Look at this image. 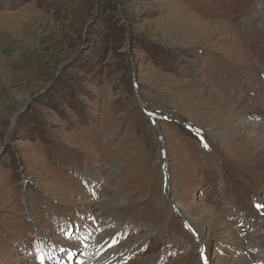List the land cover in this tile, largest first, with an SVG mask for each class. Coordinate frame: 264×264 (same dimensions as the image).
Segmentation results:
<instances>
[{
    "label": "rangeland",
    "instance_id": "obj_1",
    "mask_svg": "<svg viewBox=\"0 0 264 264\" xmlns=\"http://www.w3.org/2000/svg\"><path fill=\"white\" fill-rule=\"evenodd\" d=\"M263 47L264 0H0V264H262Z\"/></svg>",
    "mask_w": 264,
    "mask_h": 264
},
{
    "label": "bare ground",
    "instance_id": "obj_2",
    "mask_svg": "<svg viewBox=\"0 0 264 264\" xmlns=\"http://www.w3.org/2000/svg\"><path fill=\"white\" fill-rule=\"evenodd\" d=\"M185 22V21H184ZM204 23V22H203ZM182 24V23H181ZM185 24V23H184ZM240 24V23H239ZM183 26H185V25H183ZM194 26H196V27H194ZM203 26L201 25H199V24H197V23H190V24H188L184 29H183V31H184V33L186 34V37L187 38H189V39H193V38H195V37H197L196 36V34H197V32L199 31V29L200 28H202ZM201 30V29H200ZM180 33V32H179ZM222 34V33H221ZM225 35V34H224ZM246 35V34H245ZM200 37H202V36H200ZM230 38V37H229ZM188 39V40H189ZM244 39V38H243ZM242 39V40H243ZM181 40V39H180ZM230 40V39H229ZM225 42H228V41H226L225 40ZM233 42V41H232ZM231 42V43H232ZM241 43V42H240ZM180 44V43H179ZM233 44V43H232ZM198 45V44H197ZM208 45V44H207ZM240 45V44H239ZM238 44H237V46H239ZM244 45V44H243ZM226 46V45H225ZM228 47V46H227ZM186 48V47H185ZM190 48V47H189ZM240 48V47H239ZM225 49V48H224ZM241 49H242V47H241ZM227 51V50H226ZM263 51H264V47H263ZM220 52V51H219ZM195 53H196V51H195ZM198 53V52H197ZM240 53V52H239ZM237 55V54H236ZM239 55V54H238ZM201 56V55H200ZM227 107H229V110H227L229 113H233L234 112V110H233V108H231V106H227ZM230 110H233V112H230ZM262 119H264V115H263V117H262ZM264 121V120H263ZM151 122H152V125L154 126V125H158L159 123L156 121V120H154V122L151 120ZM250 125H252V127H254L255 129L253 130V138L254 137H257L256 139L254 138V139H250V142L247 144V146L246 147H244L243 146V148H242V154L244 153V161L245 162H243L241 165H242V168H244V167H249V165L251 164V166H250V171L254 174V175H256L257 173H256V169L253 167V165L254 166H258V163L260 164H264V151H255V152H253L252 151V148H254V146L256 145H258V143L260 142V143H262V144H264V125H261V123H256V124H250ZM243 127L245 128V129H248V128H250L249 127V124H245V123H243ZM158 132H159V134L161 133L160 132V130H159V128H158ZM245 132V134L247 133L246 131H244ZM245 134H243V135H245ZM161 135V134H160ZM240 135V134H239ZM251 138V137H250ZM207 141H208V139H207ZM244 144V143H243ZM211 146L212 145H210V148H211ZM212 149H213V146H212ZM254 163V164H253ZM256 163H257V165H256ZM240 164V163H239ZM249 171V172H250ZM259 175V174H258ZM253 176V175H252ZM173 196V195H172ZM172 198V197H171ZM171 200H173V198L171 199ZM258 205L260 206V208H261V210L263 211L264 210V199H260V201L258 202ZM178 209V208H177ZM180 209H178V211H179ZM177 212V211H176ZM180 213V212H179ZM172 217H174V216H172ZM176 221V220H175ZM184 221H185V219H184ZM187 223V222H186ZM189 224H188V228L187 229H190V230H193L194 231V233L193 234H196V224H194V223H191V222H188ZM195 228V229H194ZM183 229H185V228H183ZM231 235H233V234H231ZM200 236V235H199ZM199 236H197L198 238H199ZM250 237V249L254 252V254L255 253H257V259L262 263V264H264V250H262V249H260V243H259V241H258V239L256 238V237H254V236H252V235H249ZM236 239H238V237H236ZM110 243V245L109 246H107V247H104V245H106V244H109ZM96 245H101V249H103V250H101V252H95V254L93 253V255H92V262H91V264H102V263H104V264H123V261L121 260V259H119V257L117 256V254H116V252H115V250H113V248H112V241L111 240H107L105 237H100L98 240H97V242H96V244H95V246ZM94 246V247H95ZM249 255V254H248ZM249 256H252V255H249ZM96 257H98V262H97V258ZM210 261H211V259L209 260V259H206V264L209 262V264H210ZM223 264V263H222ZM233 264V263H232ZM236 264H249L248 263V259H247V257H246V255H244V254H241V255H239L238 256V259L236 260Z\"/></svg>",
    "mask_w": 264,
    "mask_h": 264
},
{
    "label": "flooded vegetation",
    "instance_id": "obj_3",
    "mask_svg": "<svg viewBox=\"0 0 264 264\" xmlns=\"http://www.w3.org/2000/svg\"><path fill=\"white\" fill-rule=\"evenodd\" d=\"M206 142H208L206 139H205ZM161 179H162V176H161ZM162 187H164V189H168L169 188V185H168V182L166 180V177L163 175V179H162V183H161ZM164 192V191H163Z\"/></svg>",
    "mask_w": 264,
    "mask_h": 264
},
{
    "label": "snow or ice",
    "instance_id": "obj_4",
    "mask_svg": "<svg viewBox=\"0 0 264 264\" xmlns=\"http://www.w3.org/2000/svg\"><path fill=\"white\" fill-rule=\"evenodd\" d=\"M69 238H71V234H69ZM37 259H39L40 262H41V264H43V261H44V257H43V255H38V256H37Z\"/></svg>",
    "mask_w": 264,
    "mask_h": 264
},
{
    "label": "built area",
    "instance_id": "obj_5",
    "mask_svg": "<svg viewBox=\"0 0 264 264\" xmlns=\"http://www.w3.org/2000/svg\"><path fill=\"white\" fill-rule=\"evenodd\" d=\"M98 226H99V223H98ZM94 234H95V233H94ZM92 241H93V243H94V237H93ZM97 246H99V245H96L95 247H94V245H93V249H95Z\"/></svg>",
    "mask_w": 264,
    "mask_h": 264
}]
</instances>
